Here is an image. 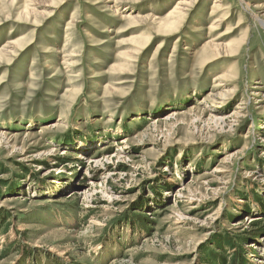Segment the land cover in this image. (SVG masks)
Instances as JSON below:
<instances>
[{
  "label": "rangeland",
  "instance_id": "374dc122",
  "mask_svg": "<svg viewBox=\"0 0 264 264\" xmlns=\"http://www.w3.org/2000/svg\"><path fill=\"white\" fill-rule=\"evenodd\" d=\"M178 1L0 0V264H264V0Z\"/></svg>",
  "mask_w": 264,
  "mask_h": 264
},
{
  "label": "bare ground",
  "instance_id": "6f19581e",
  "mask_svg": "<svg viewBox=\"0 0 264 264\" xmlns=\"http://www.w3.org/2000/svg\"><path fill=\"white\" fill-rule=\"evenodd\" d=\"M221 1V0H220ZM219 1V2H220ZM53 2V1H52ZM177 4H183L185 7H187V6H191V2L189 1V0H180V1H178L177 2ZM262 5V4H261ZM189 8V7H188ZM225 8V7H224ZM183 9V8H182ZM184 10V9H183ZM186 10V9H185ZM184 10V11H185ZM170 15L171 16H173L174 17V19H180L181 18V16L183 15V13L181 12V11H179V9L177 8V7H175L172 11H171V13H170ZM184 16V15H183ZM169 18V17H168ZM222 18V17H221ZM166 20V19H165ZM258 21V20H257ZM180 22V21H179ZM259 22H260V24H261V26H263L264 27V22H263V20H260L259 19ZM165 23V22H164ZM170 23V22H169ZM218 23V22H217ZM219 23H220V21H219ZM214 24H216V23H214ZM169 27V26H168ZM214 27V29H217V26H213ZM235 27V26H234ZM179 29V28H178ZM194 29V28H193ZM220 36V35H219ZM136 39V38H135ZM132 40H133V38H132ZM137 41V40H136ZM138 44V43H137ZM141 44V43H140ZM135 45V44H134ZM215 46H216V44H214ZM139 47V46H138ZM45 48V47H44ZM214 48V47H213ZM51 48L49 47V48H47V50H50ZM46 50V51H47ZM128 51V50H127ZM5 53V52H4ZM198 55V54H197ZM73 58V57H72ZM58 62V61H57ZM115 68V67H114ZM56 69V68H55ZM109 88V87H108ZM209 95V94H208ZM221 95V94H220ZM223 96V95H222ZM172 115L174 114V113H171ZM98 161V160H97ZM93 182H89L88 183V185H91ZM85 191H87L86 189L85 190H83V189H73L68 195H71V197L72 196H75V195H80V194H83ZM67 198V197H66ZM62 200L63 199H65V198H61ZM60 199V200H61ZM70 199V198H69ZM52 201H54V200H52ZM247 218L244 220V222L246 221V222H250V223H252V224H256L257 222H259V220L261 219V217L259 216V215H254V216H246ZM251 226V225H250ZM253 246H254V243L252 244ZM260 246V245H259ZM258 247V246H257ZM258 248H260V247H258ZM259 262V261H258Z\"/></svg>",
  "mask_w": 264,
  "mask_h": 264
}]
</instances>
